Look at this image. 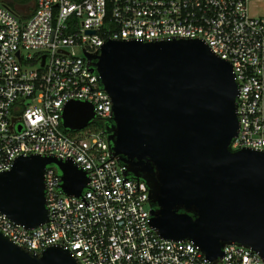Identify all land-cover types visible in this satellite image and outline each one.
Segmentation results:
<instances>
[{"label": "built area", "instance_id": "obj_1", "mask_svg": "<svg viewBox=\"0 0 264 264\" xmlns=\"http://www.w3.org/2000/svg\"><path fill=\"white\" fill-rule=\"evenodd\" d=\"M255 1L0 0V172L35 154L71 160L88 178L79 196L67 195L46 166L48 220L26 229L0 212V231L35 253L61 246L81 264H213L193 242L157 234L145 183L123 175L104 129L68 131L61 116L69 101L92 104V122L111 115L85 52L107 40L199 39L231 64L237 83L230 148L264 150V14L249 13ZM222 250L216 264H264L248 247Z\"/></svg>", "mask_w": 264, "mask_h": 264}, {"label": "water", "instance_id": "obj_2", "mask_svg": "<svg viewBox=\"0 0 264 264\" xmlns=\"http://www.w3.org/2000/svg\"><path fill=\"white\" fill-rule=\"evenodd\" d=\"M92 34L93 31H87ZM111 99L103 132L125 177L142 180L150 224L165 240L191 241L216 264L226 244L264 263V150H232L239 122L231 64L199 39L107 40L85 52ZM92 104L69 101L62 126L81 130ZM59 171L60 190L79 196L86 173L71 160L27 155L0 172V212L32 229L48 220L44 172ZM0 264H81L68 249L31 252L0 231Z\"/></svg>", "mask_w": 264, "mask_h": 264}, {"label": "rangeland", "instance_id": "obj_3", "mask_svg": "<svg viewBox=\"0 0 264 264\" xmlns=\"http://www.w3.org/2000/svg\"><path fill=\"white\" fill-rule=\"evenodd\" d=\"M249 13L252 15L253 14H264V0L252 2L249 5ZM75 51L78 52L77 50Z\"/></svg>", "mask_w": 264, "mask_h": 264}, {"label": "trees", "instance_id": "obj_4", "mask_svg": "<svg viewBox=\"0 0 264 264\" xmlns=\"http://www.w3.org/2000/svg\"><path fill=\"white\" fill-rule=\"evenodd\" d=\"M90 125H93V126L96 125L101 130H103L105 128L104 124L101 121H94Z\"/></svg>", "mask_w": 264, "mask_h": 264}, {"label": "flooded vegetation", "instance_id": "obj_5", "mask_svg": "<svg viewBox=\"0 0 264 264\" xmlns=\"http://www.w3.org/2000/svg\"><path fill=\"white\" fill-rule=\"evenodd\" d=\"M101 122L104 124V126H107V125H109V123H108V122H106V120H101Z\"/></svg>", "mask_w": 264, "mask_h": 264}]
</instances>
